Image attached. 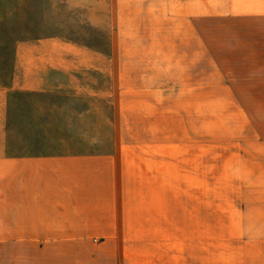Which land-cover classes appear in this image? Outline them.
Returning a JSON list of instances; mask_svg holds the SVG:
<instances>
[{
  "label": "rangeland",
  "instance_id": "374dc122",
  "mask_svg": "<svg viewBox=\"0 0 264 264\" xmlns=\"http://www.w3.org/2000/svg\"><path fill=\"white\" fill-rule=\"evenodd\" d=\"M50 38L101 71L86 72L79 95L9 92L11 151L117 150L119 246L251 264L246 250L264 247L253 207L264 185V0H0V84L19 42Z\"/></svg>",
  "mask_w": 264,
  "mask_h": 264
},
{
  "label": "crops",
  "instance_id": "0c3cea01",
  "mask_svg": "<svg viewBox=\"0 0 264 264\" xmlns=\"http://www.w3.org/2000/svg\"><path fill=\"white\" fill-rule=\"evenodd\" d=\"M40 44L19 42L12 78L0 84V264H197L192 249L119 246L127 238L115 178L118 161L126 166L122 153L11 151L9 92L79 95L86 72L101 71L91 58L70 55L69 43L58 38ZM263 149L257 156L264 177ZM253 207L264 241V185ZM246 251L253 252L251 264H264V247Z\"/></svg>",
  "mask_w": 264,
  "mask_h": 264
},
{
  "label": "trees",
  "instance_id": "16d2710c",
  "mask_svg": "<svg viewBox=\"0 0 264 264\" xmlns=\"http://www.w3.org/2000/svg\"><path fill=\"white\" fill-rule=\"evenodd\" d=\"M20 40H22V39H20Z\"/></svg>",
  "mask_w": 264,
  "mask_h": 264
}]
</instances>
